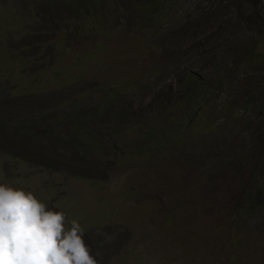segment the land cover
Segmentation results:
<instances>
[{
  "label": "rangeland",
  "instance_id": "374dc122",
  "mask_svg": "<svg viewBox=\"0 0 264 264\" xmlns=\"http://www.w3.org/2000/svg\"><path fill=\"white\" fill-rule=\"evenodd\" d=\"M242 41L264 46V0H0V184L77 221L97 264H264V103L235 109L264 58L227 67ZM188 70L209 95L164 118ZM23 98L39 118L6 126Z\"/></svg>",
  "mask_w": 264,
  "mask_h": 264
},
{
  "label": "clouds",
  "instance_id": "9594fccd",
  "mask_svg": "<svg viewBox=\"0 0 264 264\" xmlns=\"http://www.w3.org/2000/svg\"><path fill=\"white\" fill-rule=\"evenodd\" d=\"M83 236L66 213L0 184V264H97Z\"/></svg>",
  "mask_w": 264,
  "mask_h": 264
},
{
  "label": "trees",
  "instance_id": "16d2710c",
  "mask_svg": "<svg viewBox=\"0 0 264 264\" xmlns=\"http://www.w3.org/2000/svg\"><path fill=\"white\" fill-rule=\"evenodd\" d=\"M162 7L163 5L161 6V8ZM153 13L154 11H146L145 15L146 16L152 15ZM161 13L162 12L160 11L159 15H161ZM144 18L142 20H144ZM236 48H238V54L232 59L231 63H229V66L227 67L230 68L249 67V65L252 64L251 61H253L254 59L255 61H262V59L264 58V46H260L258 45V43L249 46L247 45L246 42L242 41L241 43L236 45ZM262 56L263 58H261ZM180 81L184 85L183 92L180 94V96L177 99L172 101V103L175 102V104L172 107L169 106V108L167 109H165L164 106L162 107L164 108L165 111H167V115H165L164 118L166 117L172 118L174 119L175 122L176 121L184 122L185 116H182V114L186 112L185 105L193 106L196 103L197 104L205 103L204 98L207 95H209L208 91L211 88V84L213 82L211 81V79H207L195 75L190 70L186 72V74L184 75L183 78H181ZM223 82H224V78L222 76L219 77V79L217 80V84H222ZM259 88L260 86L250 88L252 93L250 95H247L242 100H240L239 104L235 109H239L240 111L245 113L248 112L251 113L253 111L258 112V107L264 103V94L262 95L261 93H258L257 89ZM253 93L256 94L252 96ZM226 107L227 110H229L230 106L228 105ZM141 127H142L141 136H144L146 138L143 140V145H147L149 141H152V144L158 145V147L167 145L168 143L167 138L165 136H161L157 134L154 126L143 124ZM180 128H183V126H181ZM180 128L178 129L179 131L178 133H183V129Z\"/></svg>",
  "mask_w": 264,
  "mask_h": 264
},
{
  "label": "crops",
  "instance_id": "0c3cea01",
  "mask_svg": "<svg viewBox=\"0 0 264 264\" xmlns=\"http://www.w3.org/2000/svg\"><path fill=\"white\" fill-rule=\"evenodd\" d=\"M12 77H14V76H12ZM15 84L16 83L14 81H12L11 85H9V84L7 85V92L9 94L13 93L12 91H14L13 88H14ZM20 102L21 103L17 105L16 109H11V111L9 112V113H11V112L14 111V114H13L14 117L9 120V124H7L6 126L12 127L14 129H16V127L22 126V129H23V127L25 126L26 120H30V119H33V118H36V119L39 118V114L35 113V111H34V113H32L30 111L31 108L27 109V106H28L27 104L28 103H27V101L25 102L24 98ZM19 107H22L23 110L17 109ZM0 121H1V119H0Z\"/></svg>",
  "mask_w": 264,
  "mask_h": 264
}]
</instances>
